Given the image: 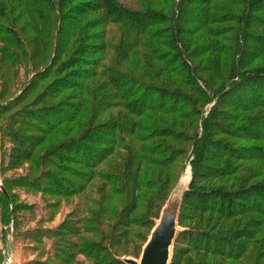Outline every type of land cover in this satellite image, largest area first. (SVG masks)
I'll list each match as a JSON object with an SVG mask.
<instances>
[{"label": "trees", "instance_id": "obj_1", "mask_svg": "<svg viewBox=\"0 0 264 264\" xmlns=\"http://www.w3.org/2000/svg\"><path fill=\"white\" fill-rule=\"evenodd\" d=\"M11 1L13 3H10ZM66 1L71 0H10V2L0 0V18L8 16V13L17 6L16 8L21 10V14L25 15L38 33H41L40 22H43L45 27L49 25L51 28V22L57 24L58 29L52 28V34H49L51 44L57 50L58 44L60 42L65 43L68 36L75 37V34L81 35L83 33V29H80L78 33L76 25L71 24V20L76 21L77 19L63 13ZM134 1L126 3L127 1L123 0H93L84 4L85 7H88L85 10H83L84 6L79 8V4L74 8V12L77 9H79L77 11L82 9L84 14L90 11L103 13V20L100 24L103 25L102 32L106 34V41L102 48L106 51L117 52L113 57V61L117 65L126 63V59L130 58L129 53L136 50L135 61L128 65L132 71L122 72L112 66L113 69L109 66L104 67L99 61L95 64L102 71L87 74L84 77L87 80L90 77L94 79L103 76L109 83L107 86L112 89L102 98V107L99 109V104L92 102L93 113H100L104 108L114 104L110 100L113 97L119 100L118 103L127 111V115L117 116L109 122L92 126L93 128L90 127L92 136L84 134L81 140L65 142L63 148L73 145L76 148L80 147L83 152L81 154L83 164L88 168L98 170L104 164L106 171L101 172L99 170L97 173L100 172V176H103L110 185L118 187L113 189V194L123 193L126 195H124L125 199L122 200L124 202L122 209L111 210L101 204L97 213L89 209L86 213L88 217L83 213L84 206L80 205L77 208L75 213L77 217H81L80 223H84L85 227L92 223L94 224L93 227L100 228L99 231L96 230L95 232L93 227H88L85 231L100 232L101 239L105 238L103 233L111 231V222L114 218L117 222L122 221L123 224L121 225L127 228L121 231L120 239L110 242L109 246L104 245L102 241L88 239L89 241H83L80 251L93 259L96 264H124L119 259L121 256L138 257L154 226V219L159 217L163 206L183 173V170L174 169V164L184 153L186 156L189 155L188 152L190 151L193 156V178L190 189L185 195L180 214V224L187 226L188 229L182 232L176 241L172 264H203L199 261L200 256L205 257L202 259L205 264H210L211 260L214 261L216 255L220 259L211 264H223L224 258L238 259L242 255H237V252L234 253L231 249L235 242L233 239H239L242 236L232 238L233 235H228L227 232H231L236 221L233 219L235 213L231 207L225 208V204L227 202L231 205L236 204L242 198L253 196L255 192L264 196V187L258 186L249 189L246 191L247 197H243L242 192L231 194L224 189L204 191L196 189L195 186L198 177L200 178L208 172V175L221 174V172L217 173L220 170L216 167H208L207 162L211 160V150H217L220 154H227L232 156L231 158H236L232 155L233 147L229 144L230 141L213 139L217 130L224 132L223 112H229L220 109L221 104L225 103V101H221V92H225L224 94L230 97L226 103L232 110L243 112L264 106V67H252L244 71V66L249 60L248 57L256 49L248 43L247 38L250 36L247 33V28H255L261 25L264 27V0H164V5L155 0ZM228 22L236 25L234 30L237 33L236 36H228L229 38L235 36L232 39L233 47L224 50L223 42H220L218 38L220 34L224 35L225 32L230 31V27L226 25ZM110 25L121 26L123 29L137 34L138 37L134 41L130 39L126 41L125 35H122L118 40L121 45H115L112 38L116 39L117 35H113L112 30L114 28H111ZM13 30L12 27H2L0 22V37L2 39L6 37L4 34H15V30ZM110 35L111 40L109 39ZM64 37L65 40H63ZM228 37L225 38L228 40ZM258 39L257 54L258 51L264 50V33L258 35ZM70 40L71 38L66 40L68 45ZM198 42L200 43L196 45ZM20 43L24 46V42L20 41ZM0 50L6 59L16 58L13 56L15 53L9 51L7 47H0ZM212 52L215 54L212 58H208V62L201 68L193 61L205 53ZM155 60H159L162 64L158 71L163 69L167 72V78L162 83L149 78L150 70L153 72L152 69L155 68ZM96 65L90 63V66ZM206 72L208 77L205 78L203 74ZM177 75L181 78L180 84L183 81L191 87V90L196 91L197 95L189 93L183 87H174L173 85L179 82L174 77ZM68 83L73 86L68 81L61 84L66 86ZM227 84L229 85L228 89H226ZM97 89L101 91V88L97 87ZM95 90L92 86L85 85L84 93L86 97L96 98ZM215 97V105L205 116V107ZM58 110L63 114V120L67 121L72 118V116H64L66 111ZM6 111L7 109L0 108V114ZM56 112L53 113L57 115ZM150 112H155L159 118L156 115L154 117ZM54 114H51V117ZM28 115L29 113H25V117ZM144 115L151 120V124L141 122L144 120ZM171 116L174 117L168 119ZM191 119H195L196 128L193 136L194 141H192L191 148L187 152L183 151V148L177 149L170 145H164L163 142L151 141L152 136L158 133H167L170 136L176 134V127L185 126L184 121ZM22 123H24L23 119ZM166 123L168 126H162ZM260 125L261 122L257 118L249 121L246 125L249 134L247 138L253 140L261 138V133H255V129L259 128ZM12 127L14 128V125ZM145 128H148L149 133L139 136L137 134L138 129L140 131V129L144 130ZM102 129L110 130V134H113L114 137H105V141H98L99 137H104L99 134ZM235 135L236 138L243 136L240 131L239 133L236 132ZM6 136L15 140L12 141L14 153L12 150L10 151L11 160L7 165H5V161H2V169L17 168L21 161L33 158L34 151L32 152V150L38 145V142L28 141V139L22 138L18 132ZM138 139L141 141H134ZM26 145L33 146V148L24 149ZM116 148L126 152V156H123ZM75 151L77 152V150ZM112 156L114 159L109 160ZM115 158L119 160L117 165L114 163ZM39 160H44V158ZM184 161L185 159L183 163ZM209 169L210 171L215 169V171L212 170L213 172L210 174ZM224 171L223 169L222 172ZM103 173L105 174L103 175ZM56 179L54 177V181ZM5 180L3 179V183ZM56 181L59 183L58 179ZM27 185H32L33 187H29L36 190L40 188L37 179H29ZM5 188L8 190L7 186ZM42 188L46 192L49 191L47 186L42 185ZM102 190L98 186L92 187L91 191L87 193V198L92 192L101 194ZM9 201L7 194L2 192L1 204L4 210L2 221L5 223L13 222L15 230L16 217H9L6 211V209L9 211ZM89 204L93 203L90 202ZM195 211L200 215V218H197L199 219L198 227L186 225L185 217L192 215ZM215 215L218 216L216 220L214 219ZM137 217L141 219L140 222L137 221ZM221 218L231 221V223H224ZM202 225H205L206 229H203ZM116 226L114 224L113 231ZM137 227L146 232L143 235L138 233ZM123 241H125L124 249H120V242ZM132 243H134L133 246H131ZM216 244L225 248L230 247L226 251L218 248ZM255 264L260 263L256 260Z\"/></svg>", "mask_w": 264, "mask_h": 264}, {"label": "rangeland", "instance_id": "obj_2", "mask_svg": "<svg viewBox=\"0 0 264 264\" xmlns=\"http://www.w3.org/2000/svg\"><path fill=\"white\" fill-rule=\"evenodd\" d=\"M7 1L10 2V0ZM88 1L93 0H71L66 1L64 4L63 13L77 19L76 21L71 20L72 23H70L76 25L78 33L80 29H83V33L81 35L75 34V37L68 36L66 40L71 38L69 45L64 37L65 43L60 42L57 50L54 49L55 46L51 44L50 40V35L53 32L52 28L57 30V24L51 22V28L49 25L45 27L43 22H40L41 33H38L25 15L21 14V10L16 8L17 6L8 13V16L0 18L2 27H12L16 34V36L14 33L4 34L6 36H3L5 39L0 37V47H7L9 51L15 53L13 56L16 57L14 59H6V56L4 57L0 50V108L7 109L5 113L0 114V182L3 183V179L7 180V182H5L6 180L4 181L6 185L3 183L4 187L7 186L8 188L6 191L10 200L9 211L7 209L6 211L9 217H16L15 230L13 222L5 223L2 221L0 239L2 238L5 241L7 253L3 255L2 248H0V264H96L93 259L80 251L83 241H89L88 239L102 241L104 245L109 246L110 242L120 239L121 231L127 229L124 225H121L123 224L122 221L117 222L114 218L111 222V231L103 233L105 234L104 239H101L102 235L100 232L90 233L85 231L86 228H91L94 224L91 223V225L85 227L84 223H80L81 217H77L75 213L80 205L84 206V214L89 209L97 213V210L101 208V204L111 210L122 209L124 207L122 200L125 199L126 195L123 193L113 194V189L118 187L110 185L103 176H100V172L99 174L97 173L99 170L101 172L106 171L104 164L98 170L88 168L83 164L81 155L83 152L80 147L76 148L73 145L63 149L65 142L81 140L84 134L92 136L90 132V129L93 128L92 126L109 122L117 116L127 115V111L118 103L119 100L113 97L110 100L114 104L104 108L100 113H93L94 106L91 105L92 102H97L99 109L102 107V98H104L105 94L110 93L112 89L107 86L109 83L103 76L94 79L90 77V79L86 80L84 78L85 75L101 72L102 69L100 67L97 68L95 64V62L99 61L104 67L112 66L122 72L132 71L128 65L135 61L136 50L129 53L130 58L126 59L124 64L119 63L117 65L113 61L114 54L117 52L106 51V49L102 48L104 47L103 43L106 41V34L102 32L103 25L100 24L103 20V13L101 11H90L84 14L83 10L88 8L84 4L88 3ZM123 1L130 3V1L133 2L134 0ZM155 1H160L162 5L165 4L164 0ZM10 3L13 2L11 1ZM78 4L79 8L84 6L83 10L77 11L79 10L77 9L74 12V8ZM226 25L230 27V31L228 33L225 32L224 35L220 34L218 38L220 42H223L224 50L233 47L232 39L237 33L234 30L236 28L234 23L228 22ZM110 26L114 28L112 30L113 35H117L116 39L112 38L115 45H121L118 40L122 35H125L126 41L129 39L134 41L138 37L137 34L125 30L121 26ZM247 33L251 37L248 36V43L256 48L253 51L256 53L252 52V55L248 57L249 60L246 62L247 65L244 66V71L252 67H264V50L258 51L257 54L258 35L264 33V27L261 25L255 28H247ZM233 35H235L233 38H229ZM225 37H228V40ZM109 39L111 40V35ZM20 41L24 42L25 47L22 46ZM214 54V52L205 53L193 61L195 64L200 65L201 68L208 62V58H212ZM90 63L96 66H90ZM154 63L155 68L152 69L153 72L150 70L149 78L162 83L167 78V72L163 69L160 72L158 71L162 67L159 60H155ZM203 75L205 78L208 77L207 72ZM174 77L179 81L173 85L174 87H183L189 93L197 95L196 91L191 90V87L187 86L183 81L184 84L182 82L180 84L181 78L179 75ZM65 81L72 83L73 86L69 85V83L66 86L61 84ZM85 85H90L93 89H96V98L86 97L84 93ZM228 86L227 84L226 89H228ZM97 87L101 88V91ZM226 89L223 88V90ZM222 92L221 101H225V103L221 104L220 109L229 112H223L224 132L217 130L213 139L230 141L229 144L233 147L232 155L236 158H231L232 156L230 157L227 154H220L217 150H211V160L207 162L208 167H216L220 170L217 173L221 172V174L208 175V172L206 175L198 177L195 187L204 191L224 189L231 194L242 192L241 195L244 197L248 195L246 193L247 190L258 186L264 187V106L243 112L232 110L226 103V100H229L230 97L226 96L225 92ZM215 103L216 97L205 107V116ZM58 109L66 111L64 116H72V118L67 121L63 120V114ZM54 110L57 111L58 116L53 113L55 112ZM74 112L76 113L75 117ZM25 113H29V115L25 117ZM150 113L154 117L156 115L159 118L155 112ZM51 114H54L53 118ZM173 117H168V119ZM160 118L163 117L160 116ZM255 118L260 120L261 125L254 132L261 133V138L253 140L247 138L249 134L246 130V125ZM22 119L24 123H22ZM143 119L141 122L151 124V120L145 115ZM194 120H185L186 125L176 127V134H172V136L167 133H158L152 136L151 141L163 142L164 145H170L177 149L183 148V151L187 152L191 148L192 141H194L193 136L196 128V121ZM167 124L162 126H168ZM13 125L14 128L12 127ZM51 126L53 127L51 128ZM147 129H140V131L138 129L137 134L139 136L148 134L149 130ZM239 131L243 136L236 138L235 134L236 132L239 133ZM17 132L22 138L28 139V141L38 142L35 148L30 145H26L24 148H33V158L21 161L17 168L2 169V161H5V165H7L11 160L10 151L12 150V153H14L12 141L15 140L6 135H12ZM99 132L104 137H99L98 141H105V137H114L113 134H110V130L105 131L102 129ZM12 138L14 139L13 136ZM16 139L18 138L16 137ZM134 141H141V139ZM105 143L107 144V142ZM116 149L123 156H126V152L119 151V148ZM188 153L189 155L186 156L184 153L182 157L177 159L174 169L183 170L182 175L189 173L193 177V156L192 152L189 151ZM42 158L44 160L40 161L39 159ZM113 159V156L109 158V160ZM117 161L119 160L115 158V165L118 164ZM223 169L225 170L224 172L230 174L226 175V173L222 172ZM212 170L215 171V169H211V171L209 169L210 174H212ZM204 171L203 173L205 174ZM54 177L59 180V183L56 181L57 179L54 181ZM29 179H37L40 188L36 190L32 188V185H27ZM35 184L37 183L35 182ZM42 185L47 186L49 191H44ZM97 186L103 189L101 194L92 192L87 198V193L91 191V188ZM260 187L259 189H262ZM238 201L233 205L227 202L225 208L231 207V210L235 213L233 219L236 221L231 228V232H227L228 235H233L232 238L242 236L239 239H233L235 246L233 245L231 250L242 256L238 259L224 258L223 264H255L256 260L258 263L264 264V260H262L264 259V196L255 192L253 196L242 198ZM90 202L93 204H89ZM1 213L2 215L4 214L3 208H1ZM198 214L195 211L192 215L185 217L186 225L198 227L199 219L197 218H200ZM206 215L208 216L209 214ZM85 216H88V214ZM133 216L136 217L135 215ZM217 217L215 215L214 219L216 220ZM140 220L137 217V221L140 222ZM222 222L231 223V221L226 219H223ZM114 224L117 226L113 231ZM181 226L187 228V226ZM4 227L8 228L7 232L3 231ZM201 227L206 229L205 225ZM92 229H95V232L100 230L98 227H93ZM136 230L142 235L146 232L140 227H137ZM1 232H3L2 235ZM120 243L119 248L124 249L125 241ZM133 245L134 243L131 244V246ZM216 245L226 251L230 247L227 246L225 248L219 244ZM199 258V261L205 264L204 260H202L205 257L202 258L200 256ZM217 259H220V257L216 255V259L210 262L214 263Z\"/></svg>", "mask_w": 264, "mask_h": 264}, {"label": "water", "instance_id": "obj_3", "mask_svg": "<svg viewBox=\"0 0 264 264\" xmlns=\"http://www.w3.org/2000/svg\"><path fill=\"white\" fill-rule=\"evenodd\" d=\"M192 174L181 175L175 188L169 195L154 226L147 237L138 257L123 256L119 259L124 264H172L174 249L179 235L186 231L180 224V214L186 193L192 183ZM0 188L7 191L0 182Z\"/></svg>", "mask_w": 264, "mask_h": 264}, {"label": "crops", "instance_id": "obj_4", "mask_svg": "<svg viewBox=\"0 0 264 264\" xmlns=\"http://www.w3.org/2000/svg\"><path fill=\"white\" fill-rule=\"evenodd\" d=\"M0 161H1V141H0ZM2 192H4V191H2V189L0 188V199H1V194H2ZM1 208H2V206H1V201H0V231H1V227H2V213H1ZM7 230H8V228L7 227H4V232H7ZM2 233L3 232H1V235H2ZM11 234H12V232H11ZM0 248H2V254L3 255H5L6 253H7V251H6V245H5V241H3V239L1 238L0 239Z\"/></svg>", "mask_w": 264, "mask_h": 264}, {"label": "built area", "instance_id": "obj_5", "mask_svg": "<svg viewBox=\"0 0 264 264\" xmlns=\"http://www.w3.org/2000/svg\"><path fill=\"white\" fill-rule=\"evenodd\" d=\"M11 232H13V230Z\"/></svg>", "mask_w": 264, "mask_h": 264}]
</instances>
